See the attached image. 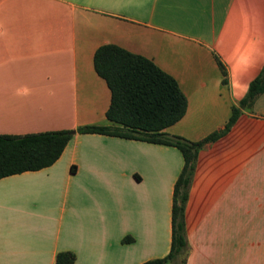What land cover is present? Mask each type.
<instances>
[{"label":"crops","instance_id":"0c3cea01","mask_svg":"<svg viewBox=\"0 0 264 264\" xmlns=\"http://www.w3.org/2000/svg\"><path fill=\"white\" fill-rule=\"evenodd\" d=\"M106 43L177 81L185 114L164 132L198 140L224 127L264 65V0H0V134L105 124L110 90L93 54ZM180 154L76 133L52 165L1 178L0 264L164 257ZM185 221V264H264V92L200 150Z\"/></svg>","mask_w":264,"mask_h":264},{"label":"trees","instance_id":"16d2710c","mask_svg":"<svg viewBox=\"0 0 264 264\" xmlns=\"http://www.w3.org/2000/svg\"><path fill=\"white\" fill-rule=\"evenodd\" d=\"M214 57L222 75L221 81L226 83L225 66L216 54ZM93 67L110 90L106 123L85 124L74 129L0 134V179L52 165L76 133L105 134L173 146L181 153L183 166L173 185L169 250L164 257L148 259L140 264H185L189 250L185 211L198 154L207 142L225 135L241 109L250 108L255 98L264 92V65L250 81L238 105L231 106L224 127L198 140L164 132L166 127L183 117L187 100L177 81L151 59L106 43L95 50ZM74 260L75 256L70 251L58 252L55 256V264H74Z\"/></svg>","mask_w":264,"mask_h":264},{"label":"rangeland","instance_id":"374dc122","mask_svg":"<svg viewBox=\"0 0 264 264\" xmlns=\"http://www.w3.org/2000/svg\"><path fill=\"white\" fill-rule=\"evenodd\" d=\"M181 155V154H180ZM181 159H182V157H181ZM182 166H183V160H182ZM182 166H181V169H182ZM181 171V170H180ZM180 173V172H179ZM179 175V174H178ZM161 184L163 185V187L165 188L166 187V189L168 190V192L170 191V182L171 181H169V178L168 177H164L163 179H161ZM171 202H172V196H171ZM172 204V203H171ZM171 207V206H170ZM170 210H171V208H170ZM170 225H171V213H170ZM171 231V230H170ZM170 235H171V232H170ZM171 237V236H170Z\"/></svg>","mask_w":264,"mask_h":264}]
</instances>
